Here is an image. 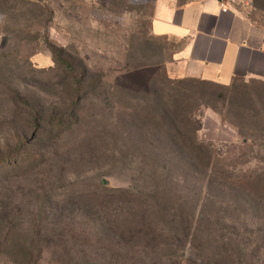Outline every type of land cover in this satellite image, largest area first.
<instances>
[{"label":"rangeland","instance_id":"1","mask_svg":"<svg viewBox=\"0 0 264 264\" xmlns=\"http://www.w3.org/2000/svg\"><path fill=\"white\" fill-rule=\"evenodd\" d=\"M156 1L0 0V264H264V83L170 78Z\"/></svg>","mask_w":264,"mask_h":264},{"label":"crops","instance_id":"2","mask_svg":"<svg viewBox=\"0 0 264 264\" xmlns=\"http://www.w3.org/2000/svg\"><path fill=\"white\" fill-rule=\"evenodd\" d=\"M232 1H156L151 34L177 44L165 63L170 78L223 87L237 79L264 83V29Z\"/></svg>","mask_w":264,"mask_h":264},{"label":"trees","instance_id":"3","mask_svg":"<svg viewBox=\"0 0 264 264\" xmlns=\"http://www.w3.org/2000/svg\"><path fill=\"white\" fill-rule=\"evenodd\" d=\"M245 81H255V80H245ZM85 91H86V89H85V81H84L83 77H80V78H78L77 81L74 82V87H72L70 89V93L67 96V102L69 103L70 111L72 109L74 111L75 107L78 106V104L85 98L83 96V94L86 93ZM38 113H40L39 110H34L33 111V114H38ZM74 117H76V113H73L70 116L68 115L65 118H62V119L56 121L55 124H63L64 122L70 121V119H73ZM21 144L22 143H20V145ZM25 153L26 152H25L24 148L21 145V146L18 147V150L15 152V156H10L9 158H6V160L4 162H6L10 168H15V166H17V164H15L14 162H11V159L13 157H16L20 161H22V160L24 161V159H22L21 157H24ZM1 163H2V161H1Z\"/></svg>","mask_w":264,"mask_h":264},{"label":"water","instance_id":"4","mask_svg":"<svg viewBox=\"0 0 264 264\" xmlns=\"http://www.w3.org/2000/svg\"><path fill=\"white\" fill-rule=\"evenodd\" d=\"M33 1L40 2L41 0H33ZM105 184H106V183H105Z\"/></svg>","mask_w":264,"mask_h":264},{"label":"built area","instance_id":"5","mask_svg":"<svg viewBox=\"0 0 264 264\" xmlns=\"http://www.w3.org/2000/svg\"><path fill=\"white\" fill-rule=\"evenodd\" d=\"M232 2H235V0H233Z\"/></svg>","mask_w":264,"mask_h":264}]
</instances>
